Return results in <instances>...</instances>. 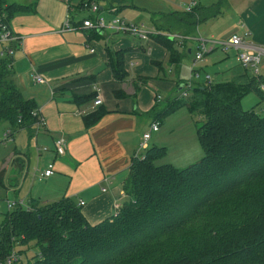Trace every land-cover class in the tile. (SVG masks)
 Listing matches in <instances>:
<instances>
[{
    "label": "trees",
    "instance_id": "obj_1",
    "mask_svg": "<svg viewBox=\"0 0 264 264\" xmlns=\"http://www.w3.org/2000/svg\"><path fill=\"white\" fill-rule=\"evenodd\" d=\"M70 2L83 9L93 0ZM220 6L160 16L151 37L167 50L170 66L179 65L182 54L166 33L192 36L219 15ZM11 8L0 0V22L9 29ZM128 52L108 50L118 83L128 78ZM11 65L9 57L0 60V122L8 124L13 137L37 118L35 103L13 81ZM153 65L162 71V64ZM232 70L231 81L194 84L186 99L161 100L148 113L157 123L183 107L200 114L201 159L186 168L157 165L166 148L148 146L133 157L122 183L128 201L95 225L67 198L53 205L30 199L27 209L8 210L0 228V260L35 241L39 254L16 264H264V117L241 108L249 92L264 103V92L241 66ZM105 113L100 109L85 117L86 127L98 124Z\"/></svg>",
    "mask_w": 264,
    "mask_h": 264
},
{
    "label": "crops",
    "instance_id": "obj_2",
    "mask_svg": "<svg viewBox=\"0 0 264 264\" xmlns=\"http://www.w3.org/2000/svg\"><path fill=\"white\" fill-rule=\"evenodd\" d=\"M4 1L12 7L10 30L18 41L0 44V60L3 48L12 47L13 81L22 96L35 103L38 113V119L29 129L12 137L16 144L11 156L13 177L22 176L24 171L27 176L34 157L38 170L43 165L46 170L52 164L54 174L43 178L46 182L43 190L38 188L36 193H30L29 199L33 196L32 199L47 202L52 198H67L79 206L82 202V213L91 225L110 218L126 202L122 183L139 152L143 134L156 122L148 113L156 105V96L162 97V103L181 95L184 81L179 79L180 67L186 58L190 60L188 54L194 46L197 52L200 40L223 43L233 35L247 36L249 42L264 46V0H93L99 7L96 13L83 10L70 0ZM181 2H196L202 10L221 4V10L218 16L198 26L192 36L175 38V46L182 54L177 66H170L167 50L151 36L142 45L138 37L111 27L103 30L83 27L86 20L95 23L103 19V13L121 17L134 10L147 16L153 25L151 33L155 34L160 16L184 11ZM66 19H70L69 30H64ZM93 32L96 34L92 35ZM166 35L180 36L169 32ZM109 49L130 50L125 56L128 78L123 83L114 80ZM234 56L236 68L237 54ZM153 63L162 64V71ZM36 77H41L44 83H37ZM172 77L176 78L170 82ZM135 83L140 84L138 92ZM99 96L102 104L95 107ZM100 109L106 111L101 121L87 128L85 117ZM144 125L148 126L147 130H143ZM6 131H10L7 123L0 136L3 144L9 141H3ZM60 138L67 145L62 156L56 155L54 147L55 140ZM202 156L198 151L188 155V159L198 161ZM38 183H42L41 179Z\"/></svg>",
    "mask_w": 264,
    "mask_h": 264
},
{
    "label": "rangeland",
    "instance_id": "obj_3",
    "mask_svg": "<svg viewBox=\"0 0 264 264\" xmlns=\"http://www.w3.org/2000/svg\"><path fill=\"white\" fill-rule=\"evenodd\" d=\"M110 7H113V3L110 5ZM86 14H88V12H86ZM123 16L124 19L121 18ZM123 16L117 17V15L114 14L103 13L102 18L105 21V25L107 27H112L113 22L116 19H123L130 24L134 23L139 26L143 25L144 29L149 33L153 31L152 23L146 15H143V13L140 14L134 10H130L129 12L124 13ZM225 27V23L221 25V29L224 30ZM107 30L106 31L109 35H113L112 30ZM137 37L139 38V40L137 41L142 45H145L147 40L150 39L148 38L141 40L139 36ZM198 51L199 50L197 49L196 52L194 46L192 53L188 54V56H190V60L186 58L181 64L182 66L180 67L179 71V79L181 81H184L183 84L191 80H193L195 84L203 83V81L206 83L205 78L207 75L211 78V84L225 83L232 80V74L230 71L233 66V68H235L236 66V63L234 62V54H236V52L233 49L225 51L221 47H218L214 52L206 55V60L196 65L195 70L199 72L200 78L198 80L193 79V64L191 61L195 58ZM238 67L240 68L239 65ZM247 72V75L250 78L253 77L249 71ZM262 72H264V69L262 70ZM167 73L170 76V73ZM174 74L175 72H173L171 76H174ZM174 78L176 77L170 78V82H173ZM135 85L140 86L139 83H135ZM182 93L183 92H181L180 94L182 95ZM181 95H178V97L176 96L172 99H186V97H182ZM156 101L157 103L159 102L157 98ZM241 108L244 111H253L260 117H264V103L261 101L260 97L254 92H249L246 96H244L241 101ZM188 112L189 111L186 107L177 110L172 115L163 119L161 124L159 125L160 132L153 134V139L151 140L150 145L153 146V144H155L158 147L166 148L165 156L156 162L157 165L170 164L177 168H186L196 162L192 160L189 161L188 155L194 154L198 151L201 152V155L203 154V150L201 148L197 135V128L203 125L204 118L198 113L193 114V116H191ZM5 127L6 123L1 122L0 136H2V132L4 131ZM147 127V125H144L143 130H147ZM15 145L16 144L14 143L12 138L4 144L0 143V228L3 224V216L8 211L7 202H12L15 199L17 200L18 197L23 198L25 201V208L27 209V203L30 200L29 194L32 192L36 193L38 188L39 190H43L46 183L43 179L44 177L42 176L44 173L43 171L45 170L44 165L42 166L41 170H38L37 167L34 165L36 160L35 157L30 168L31 171L27 176H25L26 173L24 171L22 176L16 175V178L13 177L14 169L13 164H11V156L13 154ZM35 176L36 179L34 181L33 177ZM40 179L42 183H38ZM17 180L19 181L18 187L16 186ZM32 198L34 197L32 196ZM59 200L60 198H52L49 199L47 202L53 205ZM115 213L116 211L114 212V214ZM19 251L22 252L19 253ZM15 252L17 253V255L20 254V260H22L23 263H26L27 261L31 260L33 256L39 254L40 247L37 246L35 241H30L21 247L15 248Z\"/></svg>",
    "mask_w": 264,
    "mask_h": 264
},
{
    "label": "built area",
    "instance_id": "obj_4",
    "mask_svg": "<svg viewBox=\"0 0 264 264\" xmlns=\"http://www.w3.org/2000/svg\"><path fill=\"white\" fill-rule=\"evenodd\" d=\"M181 1V0H179ZM181 8L185 12H192L193 9L197 6L196 2H190V3H183L181 2ZM83 10L86 11H91L93 13L98 12L99 7L94 4H88L85 3L83 5ZM70 19H66L65 25H64V30H69L70 29ZM84 28L87 29H94V30H103L106 28V25L104 23L103 19H98L94 22H91L90 20H86L83 24ZM113 30L117 32H121L123 34H128L134 37L139 36L141 39H148L153 33L147 32L143 26H139L136 24H130L126 22L123 19H116L113 22V26L111 27ZM172 38L176 39H184V37L181 36H176L172 35L170 36ZM18 39L17 37L12 33V31L3 23L0 22V44H13L16 42ZM210 44V47H208ZM218 47H221L223 50L227 51L229 49H234L237 54V63L240 65L243 69L246 71H249L253 77H255L257 80L260 81L259 87L260 89L264 92V80H263V74L262 70L264 69V46L249 42L247 40V36H240V35H233L231 36L226 42H217L213 40H200V50L198 54L195 57V60L193 61V66H192V72H193V79L198 80L199 79V73L197 70H195V67L198 63L203 61L205 55L213 52L216 50ZM13 50L12 47H4L1 53V58H12ZM206 83L210 84L211 83V78L207 75L206 78ZM36 82L37 83H44V80L41 77H36ZM195 83L193 80L187 82L184 85V90L182 91V97H188L189 95V90L193 87ZM158 101L162 100V97L160 95L156 96ZM102 104V99L100 96L98 99H96L94 105L95 107L100 106ZM33 117H36L38 119V113L35 111L33 112ZM159 131V123L153 122L149 128V130L143 134L142 136V142L139 145V152L137 155L140 153H143L147 147L149 146V141L152 137L153 133H156ZM5 140L3 141H8L11 139V131L6 132V134L3 137ZM2 141H0L1 143ZM54 147H55V153L58 156L65 155L66 150H67V145L64 139L60 138L55 140L54 142ZM54 174L53 172V165L50 164L48 166V169H46L43 173L44 178H48ZM105 191V189H104ZM84 204L81 202L80 206L82 207ZM17 207H22L25 208V201L23 199H17L12 202H7V208L8 210H12ZM20 260V256L17 255L15 250L8 255L4 260H0V264H16Z\"/></svg>",
    "mask_w": 264,
    "mask_h": 264
}]
</instances>
